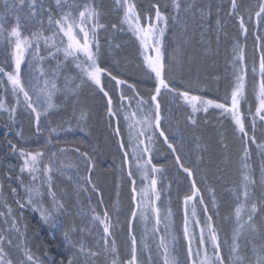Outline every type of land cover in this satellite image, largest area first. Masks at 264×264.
<instances>
[{
  "label": "snow or ice",
  "instance_id": "1",
  "mask_svg": "<svg viewBox=\"0 0 264 264\" xmlns=\"http://www.w3.org/2000/svg\"><path fill=\"white\" fill-rule=\"evenodd\" d=\"M0 2L7 10L16 15V23L10 29L0 22V89H3V93L0 94V114H7L9 131L17 123L18 109L23 106L25 111L30 110L29 114L34 117L35 134L40 136L44 131L41 127V118L48 117L58 107L54 103V97L57 93L64 91L66 94L75 95L77 90L88 82L95 85L108 98V117L118 121L117 113L122 112L124 120L127 122L128 144L125 145L120 140L119 147L123 152L121 171H123L124 165L128 166L127 176L131 182V204L133 206L130 208V217L126 220L130 257L123 260L119 259L114 235L116 228H122L118 215L120 211L119 191H117V201L112 205L116 213L115 222L113 221V214L107 208H105L102 216L96 212L94 207L91 210L93 226L98 222L103 229L102 235L97 232L96 247L86 249L83 242H73L68 232H65V240L68 246L77 248L82 256L91 261V264H95L96 259L101 255L106 260L111 256L110 264H143L141 252L147 250L149 252V264H151V248L147 241L149 238L155 241L158 236L159 241L156 250L157 255L162 257L163 264H182L177 249L179 233L175 229V213L171 208V185L168 189L158 187V184L161 183L160 174L163 173L164 169L162 166H156L152 161V153L155 150V134L159 132L160 137L164 138V143L175 156V162L179 169L186 173L187 179L191 181L190 190H185L182 196V230L183 239L187 242V264H226L222 256L219 231L216 226V220L220 216L216 190L212 187L207 189L210 195V207L195 178L193 169L184 165L174 143L169 141L162 128L161 120L163 117L159 97L163 92H167L173 94V100L178 96L190 107L192 115L189 116V121L192 124L196 123L194 118L196 113L203 111L207 114L209 109L219 110V116L232 122L244 143L240 182L234 188L225 189L233 197L235 203L233 209L234 227L230 244L231 255L228 264H243L244 258L240 255L239 240L248 230H251L252 233L259 232L256 218L264 212V192L259 198L255 194L257 182L264 189V143H259L255 137L257 118L264 121V36H261L258 31L255 33L256 50L260 55L258 68L255 60H253L250 68L253 77L252 96L255 99V113L252 114V105L248 98L249 66L245 56V48L241 46L239 40L232 48L233 57L230 62L233 68V85L230 92H226L223 100L217 101L201 95L190 94L188 91L178 90L167 81L166 69L168 65L165 60L164 37L170 18L173 23L185 22L186 17H181L180 13L182 10L188 13L193 8L194 3L189 2V0H185L183 6L180 0H171L174 13L171 17L161 9L158 3H153L150 10L141 12L134 0H114L113 10L118 13L119 22L112 23L110 25L111 30L113 32L127 31L135 37V40L139 42V54L143 58L144 67L147 69L146 74L149 79L154 77V89L147 99L139 95L134 84L118 78L99 64L102 51L100 33L101 30H107L109 25L102 22L104 12L96 0H54V8L45 6L44 0H27V10L23 16V23L20 12L23 11L26 0H15L12 3L9 0H0ZM239 8L238 0H231L229 16L238 17L240 34L246 38L249 28L245 23L244 16L238 11ZM245 11L248 13L249 21L253 16L256 18L258 28L264 24V0H254L252 6ZM45 14L47 16V29L43 27ZM201 15H204L203 10H201ZM37 24L40 26L39 29L33 30ZM125 26L127 27L125 28ZM220 28L221 25L218 20V33ZM45 61L55 62V67L51 68L50 72L43 67ZM68 62L74 64L75 68L79 70V75L72 78L65 77V86L64 89H61L58 86L59 77ZM104 76L115 81V87L120 93L122 102L119 109L114 107L113 98L102 83ZM77 80H79L78 83ZM125 85L138 97L136 107L131 111L126 110L123 105L125 100L131 104L132 99L125 95ZM9 89L15 101L11 106L3 98L9 93ZM21 96L23 97L22 101ZM244 103L249 104L248 114L252 118L253 134L251 137H249L243 113ZM85 115L81 113L77 118V127L81 131L84 130L81 121L85 119ZM66 123L69 124V127L65 130L71 131V122L67 121ZM56 131V128L52 129V132ZM16 135L20 139L24 138L22 129L17 130ZM115 135L118 138L123 136L119 126L115 129ZM9 144L13 154L18 150L19 159L22 161L19 168L21 175L13 178L9 174V180L20 181L26 194V198L16 200V204L21 210L31 208L32 211L39 212L44 223L50 224L53 228H62V224L53 216V211L59 215L61 210L66 211V208L54 191L53 173L64 176L73 183L77 198H79L81 191L87 193L88 186H90L92 192L101 196L100 203L103 204L102 193L91 178L96 161L88 152H84L78 147L70 150L75 152L79 159H82L88 172L87 176H81L76 164L65 163L58 156V153L65 154L69 149L52 150L50 147L51 138L44 145V148L48 149L47 152L44 150L28 151L23 147L18 149V146L12 144L11 141ZM250 144L256 145L258 149L256 153L260 160L258 180L256 169L252 163L253 157L249 150ZM141 145H143L142 148ZM129 150L131 157H129ZM145 156L148 158L145 159ZM58 159L60 160L59 166H57ZM133 165L136 169L135 172L132 171ZM73 168H77L75 175L66 171V169ZM25 173L29 177V183L26 185L23 183V174ZM137 176L142 182L141 187H137ZM81 181L84 183L82 184ZM120 186L118 183V190ZM45 187L48 197L52 200V211L43 206L45 195L43 189ZM165 191L168 192L169 196V207L166 212L158 203ZM12 192L16 193L17 189L13 187ZM0 195H3L2 185H0ZM179 197L178 192L177 198ZM4 206L7 207V212L0 211V264H13V260L6 251V245L8 248L16 246L22 253L23 258L19 264H40L30 249L23 244L24 233L20 231L19 227L20 220L23 218V211H21L18 219L13 214L11 206L7 205L6 200ZM198 206H202L204 219L200 218ZM225 219H229V217H225ZM137 222L143 225V232L139 240L135 232ZM161 226H163V232H161ZM196 229H199L198 240ZM85 230L81 229V231ZM13 233L21 237L20 245H14L13 241L16 237L12 235ZM225 243L228 242L225 241ZM68 264H76L75 259L70 257ZM257 264H264V257H258Z\"/></svg>",
  "mask_w": 264,
  "mask_h": 264
},
{
  "label": "trees",
  "instance_id": "2",
  "mask_svg": "<svg viewBox=\"0 0 264 264\" xmlns=\"http://www.w3.org/2000/svg\"><path fill=\"white\" fill-rule=\"evenodd\" d=\"M10 3L15 0H9ZM141 12L151 9L153 3H158L163 11L169 17L173 15L171 0H134ZM182 6L185 0H180ZM193 2V8L185 13L181 11V17H186L184 23H173L169 19L168 28L164 37V53L167 62L166 79L175 88L181 91H188L190 94L201 95L205 98L223 100L226 92H230L233 85V68L231 60L233 57L232 48L239 40L242 47L245 48V56L249 66L248 75V98L251 102L252 114L255 113V99L252 96L253 77L250 68L253 60L259 62L260 53L256 50V36L258 31L264 36V24L259 28L256 24V18L253 16L251 21L248 19V9L254 3V0H238L240 4L239 12L244 16L245 23L249 28L247 37L240 34L238 17L229 16L231 11V0H189ZM98 5L102 6L104 15L102 22L109 25L107 30H101L100 42L102 51L100 53L99 64L110 71L120 79H124L136 86L140 96L146 99L150 97L154 89V77L149 79L147 69L144 67L143 58L139 52L140 48L135 37L130 32L116 31L110 28L112 23H118V13L114 11V0H96ZM45 6L55 7L54 0H44ZM27 5V0L23 8ZM19 6V5H18ZM203 10L204 15H201ZM154 12V10H153ZM5 15L9 24H15L16 15L5 8L0 2V18ZM21 22L23 23V15ZM122 15V13H120ZM12 19V20H11ZM219 20L221 28L217 30V21ZM37 24V30L39 29ZM44 29L48 28L47 16L44 17ZM127 26H125L126 28ZM26 34H28L26 32ZM219 36V39H218ZM111 43V47H110ZM117 45H119L117 47ZM46 55V52L44 53ZM55 67L54 61H45L44 68L51 71ZM73 64L68 62L62 70L59 77L58 86L64 89L65 77L72 78L78 76ZM79 80H77V83ZM102 83L106 91L113 98V105L119 109L121 105L120 93L115 87V81L108 76L102 78ZM74 87V85H73ZM64 93V91H61ZM3 89H0V94ZM124 93L131 97V102L136 101L138 97L131 89L124 86ZM173 94L163 92L159 97L161 104V114L163 119L161 125L169 141L174 143L178 154L185 166L193 169L195 178L204 192L206 201L210 204V195L207 191L209 187L216 190L219 202V219L216 220V226L219 231V242L221 252L225 261L229 262L230 244L233 232V209L234 199L225 191L227 188L238 186L241 179V157L244 143L240 134L235 130L230 120H224L219 116V110L209 109L206 114L203 111L195 114L196 123L189 121L191 111L185 108L181 99L177 96L172 99ZM54 103L58 106L48 117H42L41 127L44 129L40 136L35 134L34 117L25 109H18L17 123L9 131L7 127L9 121L7 114H0V182L3 195H0V211L7 212L4 201L11 206L13 214L19 219L23 211V218L20 220V231L24 233L23 244L28 247L31 253L38 259L40 264H68L70 257L74 258L76 264H91V261L82 256L77 248L68 246L65 240V232L73 242H83L85 248H95L97 235L93 236L87 232L82 233L83 223L80 220L85 210L90 211L95 208L96 212L103 215L105 208L113 214L115 222L116 213L112 205L117 201V191H119L120 211L118 213L122 228H116L114 235L116 238L118 257L120 260L130 257V242L127 237L126 220L130 217L131 204V182L128 180V166L121 165L123 162V152L120 150V140L125 145L128 144V129L124 123L122 112H118L119 120L109 118L107 115L108 98L99 91V89L90 82L83 84L75 95H69L66 100L62 96L55 97ZM125 102L123 105L125 107ZM11 106V105H10ZM249 104H243V113L246 119L247 131L249 137L252 136V118L248 114ZM22 115H20V113ZM81 113L86 114L85 119L81 121L84 130L77 127V118ZM71 122V131H67ZM120 127L123 136L118 138L115 135V129ZM56 128V132L52 129ZM23 131V139L16 135L17 130ZM7 133V136H5ZM155 150L152 153V161L156 166H162L164 171L160 174L161 183L158 187L168 189L171 185V208L175 213V229L179 233V243L177 245L179 259L182 264H187V250L183 239L181 223L182 207L181 201L185 190H190L191 181L187 179L186 173L179 169L175 162V156L171 149H168L164 143V138L156 132ZM255 137L259 143H264V121L257 118V127ZM51 138L52 150L67 148L69 151L63 156L70 158L78 166L79 174L87 176L88 172L83 161L77 157L75 152L70 151L74 147L88 152L96 161L95 170L91 175L93 183L102 193L103 204L100 203L101 196L92 192L88 186V192H80L77 198L73 183L64 176L53 173V187L57 198L65 204V210H61L57 215V220L62 224V228H53L43 223L39 214L32 211L31 208L21 210L16 204L17 199L26 198V194L20 181L9 180V174L14 178L21 175L19 172L22 161L19 159V152L13 154L12 144H16L18 149L25 148L28 151L44 150L47 140ZM70 144V146H68ZM73 144V145H72ZM65 145V146H64ZM64 146V147H63ZM249 150L252 154V163L256 169L257 180L259 177V157L256 155L258 149L256 145L250 144ZM130 157V155H129ZM77 168H73L72 174L75 175ZM23 183H29L26 173L23 174ZM83 184L84 181H81ZM120 184L119 190L117 184ZM17 192L13 193L12 188ZM43 206L49 207V197L46 187L43 189ZM179 192L180 197L177 198ZM264 192L259 182L255 188L256 197L259 198ZM164 211L169 207L168 192L162 193L159 202ZM51 208V209H50ZM54 212V211H53ZM201 216V212H199ZM229 217V219H225ZM256 224L259 232L252 233L248 230L239 240L241 245L240 255L244 258L243 264H257L258 257H264V212L256 218ZM73 229H75L73 231ZM87 230V229H86ZM90 230V228H88ZM137 239H140L141 230L139 224L135 228ZM14 242L21 244V237L17 234ZM225 241L228 243L226 244ZM8 256L13 260V264H19L23 258L22 254L14 253V247L8 248ZM111 256L106 260L103 255L96 259L95 264H110ZM143 264H148L145 252H141Z\"/></svg>",
  "mask_w": 264,
  "mask_h": 264
},
{
  "label": "rangeland",
  "instance_id": "3",
  "mask_svg": "<svg viewBox=\"0 0 264 264\" xmlns=\"http://www.w3.org/2000/svg\"><path fill=\"white\" fill-rule=\"evenodd\" d=\"M26 10H27V5H26V7L25 8H23V11H21L20 13H22V15L24 16V13L26 12ZM12 20V19H11ZM0 22H2L4 25H5V27L6 28H9L10 29V27L11 26H13V24H9V20H6V18H5V15L3 16V17H1L0 18ZM16 23V22H15ZM33 30H37V25H36V27L33 29ZM138 42V41H137ZM138 45H139V42H138ZM42 48H43V46H42ZM142 58V57H141ZM61 59H62V54H61ZM72 64V63H71ZM73 66H74V64H73ZM23 67V66H22ZM43 67H44V65H43ZM74 68H75V66H74ZM46 69V68H45ZM75 70L76 71H78V73H79V70L78 69H76L75 68ZM37 75H39V73H37ZM7 81H6V79H5V83H6ZM41 86H42V80H41ZM69 95H71L70 93H68V94H66L65 92L64 93H62V92H59V93H57V95L55 96V97H57V96H62V98H64V100H66L67 99V97L69 96ZM55 97H54V100H55ZM4 99H5V101H6V103L10 106V105H13L14 103H15V101H14V99H13V97L11 96V93H10V89H9V93L6 95V96H4L3 97ZM179 99H181V103L183 104V106H185V108L187 107V109L188 110H190L191 111V109H190V107H188L184 102H183V100H182V98H179ZM23 100V97L21 96V101ZM125 103V109L126 110H129V111H131L132 109H134L135 107H136V101H132L131 102V104L129 103V101L128 100H125L124 101ZM20 108H23V106H21ZM19 108V109H20ZM24 109V108H23ZM29 112H30V110H28ZM20 113V115H22V113L21 112H19ZM123 114V113H122ZM123 117H124V114H123ZM124 123H126V126H127V122L124 120ZM127 129H128V127H127ZM128 134V133H127ZM73 145V144H72ZM65 146V145H64ZM63 146V147H64ZM68 146H70V144L68 145ZM143 147V145H141V148ZM60 149V148H59ZM129 155H130V157H131V151L129 150ZM58 156L60 157V159H63L64 161H65V163H69V160H70V158L68 157V156H63V154H59L58 153ZM148 157L147 156H145V159H147ZM59 162H60V160L58 159L57 160V166H59ZM70 163H73V162H70ZM82 166H84V163L82 164ZM72 170L73 169H66V171H68V172H72ZM132 171L133 172H135L136 171V169H135V166L133 165V167H132ZM57 174V173H56ZM26 175H27V177H28V174L26 173ZM29 178V177H28ZM0 184H1V182H0ZM142 186V182L139 180V177L137 176V187H141ZM50 198V197H49ZM49 204L48 205H50L49 207H53V204H52V200H51V198L49 199ZM160 202V201H159ZM158 202V203H159ZM160 204V203H159ZM161 206V205H160ZM181 207H182V216H181V223L179 224V226H180V230H182V228H183V205H182V201H181ZM162 208V207H161ZM48 210H49V208H47ZM51 209V208H50ZM163 209V208H162ZM91 210H92V208H91ZM88 211V210H85L86 212H84L82 215H80V220H81V222L83 223V227H84V229H87V230H85V231H82V233H85V232H87L88 233V235H90V236H93V232H95L96 233V235H97V232L100 234V235H102L103 234V229H102V227L99 225V223L98 222H96V224H95V226H93V224H92V222H91V215H92V211ZM164 210V209H163ZM165 212H166V210H165ZM199 212H201V216H200V218L201 219H204V217H203V211H202V206H198V213ZM38 214H39V212H37ZM85 214H87V215H85ZM189 214H190V212H189ZM39 216H40V214H39ZM53 216L56 218V220H57V214L55 213V212H53ZM43 223H44V221H43ZM153 223H154V221H153ZM44 224H46V223H44ZM136 224H139V226H140V230H141V234H142V232H143V225L141 224V223H139V222H137ZM46 225H48V226H51L50 224H46ZM52 227V226H51ZM88 228H90V231H88ZM93 231V232H92ZM161 232H163V226H161ZM14 235H16L15 233H13ZM182 234H183V230H182ZM196 236H197V240H198V238H199V229H196ZM140 237H141V235H140ZM98 238V237H97ZM158 241H159V237L157 236L156 237V240L154 241V240H152L151 238H149L148 239V241H147V243L149 244V246H150V248H151V256H152V260H151V264H163V259H162V257L161 256H159V255H157V250H156V245H157V243H158ZM13 243H14V245H18V243H16V242H14L13 241ZM185 244H186V250H187V242L185 241ZM14 250V253H17V255H20V254H22L19 250H18V248L16 247V246H14V248H13ZM211 251V250H210ZM143 252H145V254H146V257H147V262H148V264H149V259H148V257H149V252L147 251V250H143ZM226 264H228L227 262H226Z\"/></svg>",
  "mask_w": 264,
  "mask_h": 264
}]
</instances>
